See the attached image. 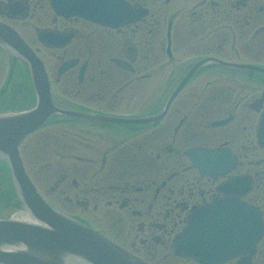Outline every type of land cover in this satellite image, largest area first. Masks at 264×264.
<instances>
[{
    "label": "flooded vegetation",
    "instance_id": "flooded-vegetation-1",
    "mask_svg": "<svg viewBox=\"0 0 264 264\" xmlns=\"http://www.w3.org/2000/svg\"><path fill=\"white\" fill-rule=\"evenodd\" d=\"M124 1L142 13L110 28L59 17L49 0H0L1 20L41 25L33 26L39 48L25 39L50 57L43 61L59 106L103 117L163 114L130 128L62 118L34 132L21 153L40 171L34 177L28 166L31 179H44L38 188L56 209L150 264L157 258L196 264L171 252L195 213L242 202L256 208L264 224V74L217 64L264 67V0ZM22 5L25 17H15ZM0 57H6L1 49ZM4 81L5 103L29 98L19 62L8 65ZM68 125L79 137L63 133ZM52 129L62 132L53 137ZM122 132L130 137L108 140ZM250 260L264 264V236Z\"/></svg>",
    "mask_w": 264,
    "mask_h": 264
},
{
    "label": "water",
    "instance_id": "water-1",
    "mask_svg": "<svg viewBox=\"0 0 264 264\" xmlns=\"http://www.w3.org/2000/svg\"><path fill=\"white\" fill-rule=\"evenodd\" d=\"M51 3L58 14L80 15L110 26L126 22L132 13L121 0H51ZM0 45L14 59L28 63L37 97L36 106L29 111L0 114V160L7 161L17 196L33 220L0 219V264H147L108 236L55 210L39 194L25 171L20 144L55 114L96 118L56 107L43 64L17 31L1 23ZM101 119L134 124L158 120ZM263 234L264 225L256 209L242 203L219 202L190 219L175 239L173 252L193 257L201 264L224 263L238 255L254 254Z\"/></svg>",
    "mask_w": 264,
    "mask_h": 264
},
{
    "label": "rangeland",
    "instance_id": "rangeland-1",
    "mask_svg": "<svg viewBox=\"0 0 264 264\" xmlns=\"http://www.w3.org/2000/svg\"><path fill=\"white\" fill-rule=\"evenodd\" d=\"M28 24V26H25V24ZM14 24V23H13ZM34 25H38V22L36 21V19H28L27 21H25L24 23H15L14 26L18 27L20 29V31L22 32L23 36L25 38H29L31 41H33L35 47H40L38 43H36L35 37V30H34ZM39 27H41V25H38ZM46 53L44 51H42L40 53V57L43 60H49L50 57L45 55ZM50 61V60H49ZM6 62L4 61H0V87L2 85V83L4 82V76L6 73ZM226 80H220V82H225ZM226 84V83H225ZM224 84V85H225ZM29 102H26L25 104L23 103L22 106H26ZM119 115H124L125 117L127 115H135V116H147L145 114L142 113H122ZM69 121V120H68ZM69 127L65 128V131L63 133H67L65 135H68V137L74 138L76 136L79 137L78 132L75 130V126L74 130L72 128V125H68ZM50 128V127H49ZM127 128H130V126H128ZM54 132L53 137L56 136V134H59L60 132H62L61 129H52ZM73 132V135L71 134ZM72 135V136H71ZM129 133L128 132H122L120 134H116V135H111L108 137L109 141H120L122 139H127L129 138ZM26 162V161H25ZM27 164V163H26ZM27 166H29L31 172H33V176H36V173H39L40 171H37V167L34 163H30L29 165L27 164ZM37 177V176H36ZM41 177V176H40ZM42 178V177H41ZM39 179V178H38ZM35 182L37 183V185L39 187H42L44 185V179L42 180H35ZM47 182V181H46ZM48 184V183H47ZM45 183L44 188H46V186H49V184L47 185ZM11 183L8 182V180L6 179V177L4 176V171L0 168V218H4V217H9V216H13L16 212L14 211L16 205L14 204V199L12 201V197L14 198V194L12 193V187H11ZM12 191V192H11ZM153 264H192V263H187L185 261H174L173 259H160L157 258L155 260V262H153Z\"/></svg>",
    "mask_w": 264,
    "mask_h": 264
},
{
    "label": "bare ground",
    "instance_id": "bare-ground-1",
    "mask_svg": "<svg viewBox=\"0 0 264 264\" xmlns=\"http://www.w3.org/2000/svg\"><path fill=\"white\" fill-rule=\"evenodd\" d=\"M23 216V217H22ZM22 216H18V217H21L23 219H26V215H22Z\"/></svg>",
    "mask_w": 264,
    "mask_h": 264
}]
</instances>
